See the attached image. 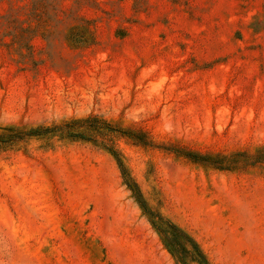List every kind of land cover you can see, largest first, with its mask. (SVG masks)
I'll return each mask as SVG.
<instances>
[{
    "label": "rangeland",
    "instance_id": "obj_1",
    "mask_svg": "<svg viewBox=\"0 0 264 264\" xmlns=\"http://www.w3.org/2000/svg\"><path fill=\"white\" fill-rule=\"evenodd\" d=\"M90 114L148 134L126 164L213 264H264V161L184 156L264 149V0H0V126ZM0 264L178 263L114 156L54 137L0 148Z\"/></svg>",
    "mask_w": 264,
    "mask_h": 264
},
{
    "label": "trees",
    "instance_id": "obj_2",
    "mask_svg": "<svg viewBox=\"0 0 264 264\" xmlns=\"http://www.w3.org/2000/svg\"><path fill=\"white\" fill-rule=\"evenodd\" d=\"M54 137L75 142H90L110 152L119 165L124 183L148 215L151 224L177 263L213 264L202 245L193 235L148 205L138 182L131 174L125 156L117 145V139L122 137L143 146H155L147 133L131 127H122L95 114L83 118H71L52 125H39L30 128L0 126V148L13 147L33 138L51 140ZM184 156L196 163L227 169L264 161V149L254 153L245 150L216 155L189 151ZM224 161H228V163H223Z\"/></svg>",
    "mask_w": 264,
    "mask_h": 264
}]
</instances>
